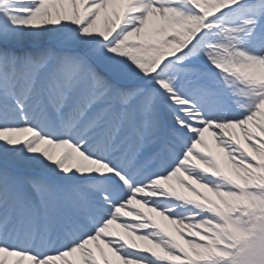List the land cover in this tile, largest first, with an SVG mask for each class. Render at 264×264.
I'll return each instance as SVG.
<instances>
[{"label": "snow or ice", "instance_id": "snow-or-ice-1", "mask_svg": "<svg viewBox=\"0 0 264 264\" xmlns=\"http://www.w3.org/2000/svg\"><path fill=\"white\" fill-rule=\"evenodd\" d=\"M0 264H264V0H0Z\"/></svg>", "mask_w": 264, "mask_h": 264}]
</instances>
